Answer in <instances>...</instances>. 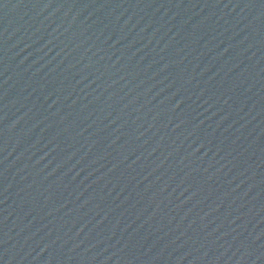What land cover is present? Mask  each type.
Segmentation results:
<instances>
[{
    "label": "water",
    "instance_id": "1",
    "mask_svg": "<svg viewBox=\"0 0 264 264\" xmlns=\"http://www.w3.org/2000/svg\"><path fill=\"white\" fill-rule=\"evenodd\" d=\"M0 264H264V0H0Z\"/></svg>",
    "mask_w": 264,
    "mask_h": 264
}]
</instances>
